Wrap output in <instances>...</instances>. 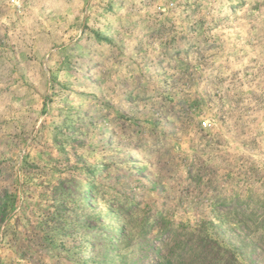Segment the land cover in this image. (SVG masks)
Masks as SVG:
<instances>
[{"label":"rangeland","instance_id":"374dc122","mask_svg":"<svg viewBox=\"0 0 264 264\" xmlns=\"http://www.w3.org/2000/svg\"><path fill=\"white\" fill-rule=\"evenodd\" d=\"M0 264H264V0H0Z\"/></svg>","mask_w":264,"mask_h":264},{"label":"trees","instance_id":"16d2710c","mask_svg":"<svg viewBox=\"0 0 264 264\" xmlns=\"http://www.w3.org/2000/svg\"><path fill=\"white\" fill-rule=\"evenodd\" d=\"M3 212H4V210H3V209H1V207H0V215H1Z\"/></svg>","mask_w":264,"mask_h":264}]
</instances>
